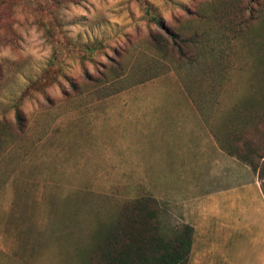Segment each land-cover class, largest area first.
<instances>
[{
	"label": "rangeland",
	"instance_id": "1",
	"mask_svg": "<svg viewBox=\"0 0 264 264\" xmlns=\"http://www.w3.org/2000/svg\"><path fill=\"white\" fill-rule=\"evenodd\" d=\"M148 1L171 28L185 16L180 6L191 12L205 0ZM136 4L0 0V264H88L142 199L179 226L164 196L178 183L186 128L174 135L170 121L158 127L154 118L194 105L211 130L222 122L244 128L239 109L260 104L264 77L247 73L255 64L242 43L209 30L196 61L175 65L150 50L147 37L160 30ZM252 39L264 42V25ZM92 40L105 47L80 65L72 55L88 51L71 44ZM255 50L263 55L264 45ZM167 126L175 145L161 142Z\"/></svg>",
	"mask_w": 264,
	"mask_h": 264
},
{
	"label": "trees",
	"instance_id": "2",
	"mask_svg": "<svg viewBox=\"0 0 264 264\" xmlns=\"http://www.w3.org/2000/svg\"><path fill=\"white\" fill-rule=\"evenodd\" d=\"M61 1V0H60ZM165 1V0H161ZM137 7L145 24L156 26L159 32L148 35V43L152 53L161 59L173 62L175 65H192L199 57L198 49L203 48V37L209 30L224 39L229 37L231 42H240L245 47V55L249 56L255 65H250L248 74L252 79L262 74L264 77V53L261 56L256 53V47H263L264 42H256L252 39L259 34L264 25L261 21L264 15V0H205L196 4L193 11L179 7L185 15L182 21H176L174 27L168 28L156 8L148 0H136ZM55 4H59V1ZM136 4V5H137ZM172 14V13H171ZM220 37V38H221ZM206 39V38H205ZM76 49L88 51L85 55H72L79 64L86 58L94 61V50L100 45L97 40L89 42H73ZM65 49L67 48L64 44ZM96 47V48H95ZM54 50V49H53ZM58 52V51H57ZM60 58L66 53L59 51ZM55 61L54 58L51 59ZM247 66V65H246ZM240 67H238L239 69ZM243 70L241 69L240 72ZM246 73V72H245ZM106 79V77H103ZM264 79V78H263ZM105 82V81H104ZM263 93L259 99L260 104L246 103L239 109V114L244 115L248 125L243 128V121L237 114L241 126L236 124L232 138L226 136L223 146L233 153L240 161L247 164L252 171L257 168L264 172V153L259 150L264 148L258 145L259 140L264 139V82ZM19 101V100H17ZM14 107V121L18 129L23 128V118L20 109ZM239 122V123H240ZM230 135V134H229ZM262 139V142L264 140ZM260 148V149H259ZM159 208L153 201L142 199L131 208L125 220L117 225L115 233L106 242L99 245L89 259L88 264H185L189 252L192 229L188 225L169 226L160 218ZM161 216V215H160Z\"/></svg>",
	"mask_w": 264,
	"mask_h": 264
},
{
	"label": "crops",
	"instance_id": "3",
	"mask_svg": "<svg viewBox=\"0 0 264 264\" xmlns=\"http://www.w3.org/2000/svg\"><path fill=\"white\" fill-rule=\"evenodd\" d=\"M198 111L182 105L171 119L154 118L158 127L170 121L174 135L186 128L174 163L178 183L164 196L172 220L192 229L185 264H264V172L252 171L223 146L236 122H222L211 130L210 121ZM168 130H161V142L168 137L175 145L178 140Z\"/></svg>",
	"mask_w": 264,
	"mask_h": 264
}]
</instances>
